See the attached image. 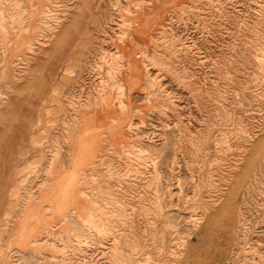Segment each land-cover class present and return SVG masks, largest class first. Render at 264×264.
Listing matches in <instances>:
<instances>
[{
  "label": "rangeland",
  "instance_id": "374dc122",
  "mask_svg": "<svg viewBox=\"0 0 264 264\" xmlns=\"http://www.w3.org/2000/svg\"><path fill=\"white\" fill-rule=\"evenodd\" d=\"M0 264H264V0H0Z\"/></svg>",
  "mask_w": 264,
  "mask_h": 264
}]
</instances>
